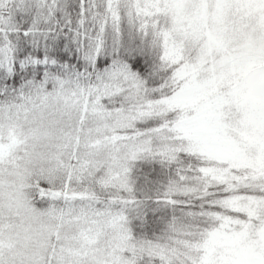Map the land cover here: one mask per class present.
I'll list each match as a JSON object with an SVG mask.
<instances>
[{"label": "snow or ice", "instance_id": "6c2138e0", "mask_svg": "<svg viewBox=\"0 0 264 264\" xmlns=\"http://www.w3.org/2000/svg\"><path fill=\"white\" fill-rule=\"evenodd\" d=\"M0 264H264V0H0Z\"/></svg>", "mask_w": 264, "mask_h": 264}]
</instances>
